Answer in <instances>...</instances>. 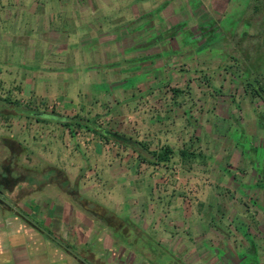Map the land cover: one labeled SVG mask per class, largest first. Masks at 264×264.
Returning a JSON list of instances; mask_svg holds the SVG:
<instances>
[{"label":"rangeland","instance_id":"374dc122","mask_svg":"<svg viewBox=\"0 0 264 264\" xmlns=\"http://www.w3.org/2000/svg\"><path fill=\"white\" fill-rule=\"evenodd\" d=\"M249 1L40 0L34 21L29 28L16 27L20 32L14 41L2 33L13 27H0V97L54 116L95 117L102 129L153 150L162 143L149 129L142 134L134 122L136 117L163 120L166 114L160 111L168 107L157 99L178 103L169 107V120L182 126L190 122L189 149L205 159L180 165L175 156L152 169L139 166L140 156L129 147L84 130L70 136L56 127L60 151L70 147L79 163L88 164L87 179L96 185V213L88 219L105 228V242L112 244L102 258L120 254L127 264L135 259L189 264L204 251L201 245L217 258L212 252L221 234L228 240L227 253L247 247L248 264L263 261L264 104L226 70L249 73L264 55V38L256 36L259 26L245 16ZM210 24L224 36L203 46L213 36ZM23 29L30 31L21 34ZM131 94L135 100L127 101ZM24 120L0 117V136L22 128ZM97 143L103 155L92 162ZM102 157L109 161L104 174L96 166ZM112 159L119 162L109 169ZM0 161H6L4 154ZM126 163L129 176L122 175ZM114 174L118 184L104 186L102 179ZM151 176L158 180L155 185L140 184ZM167 176L181 180L172 192L161 182ZM248 178L259 182L247 184ZM206 237L214 248L202 244ZM104 246L95 234L84 248L93 252Z\"/></svg>","mask_w":264,"mask_h":264},{"label":"crops","instance_id":"0c3cea01","mask_svg":"<svg viewBox=\"0 0 264 264\" xmlns=\"http://www.w3.org/2000/svg\"><path fill=\"white\" fill-rule=\"evenodd\" d=\"M39 5H41L40 0H0V27H13L11 31L3 29L2 33H9L14 41V35L20 32L16 27L26 26L29 28L34 21L32 13ZM29 31L30 29H23L21 34L29 33ZM69 33L75 34V31ZM126 100H135L134 94H131L130 98ZM157 101L168 107V109L160 111L161 114L164 112L166 117L163 120L151 118V121L136 117L134 122L136 128L142 134L145 129H149L151 136H156L157 141L162 143L160 148L168 146L174 151V156L169 162L175 156L179 158L180 165H184L187 161H193H183L178 156L180 150L190 151L188 144L190 136L186 130L190 122L185 120V126H182L169 120V115L172 112L169 107L178 105L175 100L166 98L157 99ZM117 105L119 106L118 103ZM29 107L31 108L30 105ZM80 114L75 113V115L82 116ZM182 114L186 116L187 113L183 110ZM61 117L63 116H54L43 112H39L38 116H29L28 118L12 116L8 120L25 119L23 127L14 128L10 133L0 136V153L4 154L6 158V161H0V264H90L88 259L93 264H127V260L120 254L116 258H102L105 250H110L112 244L105 242V228H96L94 222L88 219L89 215L95 216L93 213H96L93 208L96 185L89 178L87 179L86 167L88 164H85L84 167L83 163H79L75 156L71 155L70 147H63L64 150L60 151L62 148L58 146L55 129L57 126L63 128L59 123ZM111 123L113 125L115 121L112 120ZM118 134L134 142V145L123 142L122 146L131 148L133 152L134 149H137L136 143L139 141ZM140 143L143 142L140 141ZM101 146L99 143L95 145L90 161L94 162L97 158L95 155H103ZM160 148L149 150L158 151ZM62 154L67 155L63 156ZM87 158L89 159V157ZM140 159L142 163L139 166L144 169H152L158 165L169 163L151 165L142 158ZM204 159L205 157L200 160ZM123 161L127 160L123 159ZM108 162L105 157L97 162L96 166L103 174L107 170ZM116 162L119 161L112 159L109 169L115 167ZM129 165L130 163H126V167L123 168V172H125V174L122 173L123 176L129 171ZM115 175L113 178L102 179V184L104 186L118 184V177ZM177 180L175 177L167 176L161 182L164 181L170 185L172 192L175 184L181 182L180 179L177 178ZM156 182L158 180L151 176L144 180L141 179L140 184L155 185ZM258 182V179L254 178L246 180V183L250 185ZM99 208V212H104V207ZM101 230L102 232H100ZM95 234H98V240L105 244L104 248L93 249V252L100 256L97 260L94 259L95 255L90 252V249L84 248L88 239ZM206 239L207 237L201 238L200 241L202 244L207 243L212 246L211 248H214L212 239ZM215 239L218 242H215L216 247L212 253L217 255V258L209 257L211 249H205L201 245L200 247L204 251L200 257L189 261V264H248L249 253L247 252L249 249L247 247L232 250L229 254L226 248L227 237L220 234L215 236ZM183 247L185 245H182ZM121 248L123 249L119 246V250ZM220 253L226 254L227 257L221 259ZM134 261V264L142 262L141 259ZM259 264H264V259Z\"/></svg>","mask_w":264,"mask_h":264},{"label":"trees","instance_id":"16d2710c","mask_svg":"<svg viewBox=\"0 0 264 264\" xmlns=\"http://www.w3.org/2000/svg\"><path fill=\"white\" fill-rule=\"evenodd\" d=\"M245 14L249 23L255 26H259V31L256 35L257 39L264 38V0H250L245 10ZM214 26V24H210L209 26H207L208 29L212 28L213 36L205 41L203 43V46H207L208 44H210L213 38H215V40H219L222 36H224V33L220 32V29ZM190 41L192 40L190 39ZM233 60H235L234 57ZM263 61L264 55L259 58L257 65L253 67L251 72H245L242 75H239L234 71H230V66L227 67L226 70L229 71L232 76H234L235 79L243 85V90L245 93L251 92L252 95L256 96L264 104ZM38 114V111L30 108L27 104H22L19 100L11 99L9 97H0V117L3 119H8L12 116L28 118L29 116H38ZM96 120L97 119L95 117H82L75 115L72 117H61L59 123L68 131L70 136H73L76 130H84L96 136H99L104 140H111L117 144L124 145L122 141H119L118 139H115L111 136V133H118L102 129L96 124ZM136 144L137 149H134V152L137 153V155H139L140 158H142L145 162L151 165L167 163L174 156V151L168 146H163L158 151H150L147 145L140 142H137ZM178 156L183 161L194 160L196 158H204L202 154H196L188 150H180L178 152Z\"/></svg>","mask_w":264,"mask_h":264},{"label":"water","instance_id":"95a60500","mask_svg":"<svg viewBox=\"0 0 264 264\" xmlns=\"http://www.w3.org/2000/svg\"><path fill=\"white\" fill-rule=\"evenodd\" d=\"M111 136L113 138H115V139H118L119 141H122V142H125V143H129L130 145H134V142H132V141H130V140L118 135V134H112L111 133Z\"/></svg>","mask_w":264,"mask_h":264},{"label":"flooded vegetation","instance_id":"af4514ba","mask_svg":"<svg viewBox=\"0 0 264 264\" xmlns=\"http://www.w3.org/2000/svg\"><path fill=\"white\" fill-rule=\"evenodd\" d=\"M147 246H148V248H149V250H150V252L152 254H154V255H157L158 254V249L157 248L152 247V245L150 243H147Z\"/></svg>","mask_w":264,"mask_h":264}]
</instances>
